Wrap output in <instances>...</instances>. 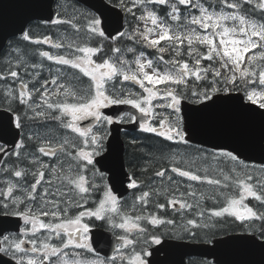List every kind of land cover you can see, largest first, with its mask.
<instances>
[{
  "label": "snow or ice",
  "instance_id": "obj_1",
  "mask_svg": "<svg viewBox=\"0 0 264 264\" xmlns=\"http://www.w3.org/2000/svg\"><path fill=\"white\" fill-rule=\"evenodd\" d=\"M130 3L128 7L125 0H120V6L133 16L137 26L127 32L118 31L116 37H106L97 28L100 21L87 13L50 20L53 25L70 26L73 36L67 40L34 38L24 32L25 41L63 50L38 51L42 60L59 66L55 73L50 69L49 78L41 79L37 71L43 67L42 63L28 64L22 58L0 71L9 109L12 110L13 101L26 109L23 117L19 114L14 117L15 128L22 129L23 120L27 119L34 123L43 121V127H54L59 133L29 135L27 140L36 141L38 147L23 159L22 150L26 147L23 136L10 142L0 135V175L6 177L0 180V216L16 217L23 222L12 225L18 229L14 235L0 227V264H117L118 261L150 264L149 248L161 245L162 239L146 225L152 229L176 226L175 219L158 215L149 209L150 205L160 211L171 208L182 219L187 212L199 209L201 218L208 211L209 219L228 215L241 222H264V211L258 212L245 203L252 198L264 206V176L255 177L232 152L182 160L173 155L170 168L164 165L154 173L162 184L163 178L168 177V186L162 189L149 186L143 190V182L129 176L127 187L141 190L129 210H125L127 202L107 185L99 201H93L95 207L87 206L98 189L87 173L95 169L97 157L103 158L105 141L110 135L108 127L138 120L119 106H129L140 114L141 131L185 145L188 140L181 116L184 100L208 107L205 102L214 104L217 93L239 88L264 117V0H130ZM157 5L167 9L165 15L156 11ZM96 36L126 38L133 46L114 47L112 55L98 62L96 57L103 47L93 46L92 38ZM136 45L152 49L157 55L150 58L144 51H138ZM126 54L133 58L128 59ZM83 78L88 79L87 87L82 86ZM9 80L15 87L7 84ZM204 81L209 83L198 87ZM114 108L115 111L105 112ZM4 134L16 135L10 126L4 129ZM208 157L216 162L215 167L196 164L197 159L207 161ZM224 158L232 162L231 167L219 166ZM25 161L27 166L21 167ZM169 171L183 180L174 179L168 175ZM261 171L264 172V166ZM184 181L210 186V191L198 192L192 183ZM162 195L165 203L158 199ZM153 197L157 199L153 201ZM205 199L222 200L224 206L205 210L201 208ZM74 209L78 210L75 214ZM86 218L106 222L113 230L118 241L114 255L103 260L88 259L80 251L95 256L89 242L91 226ZM207 226L187 218L182 230L195 236L193 229ZM260 236L258 246L264 249V230ZM141 243L145 247L137 251Z\"/></svg>",
  "mask_w": 264,
  "mask_h": 264
},
{
  "label": "water",
  "instance_id": "obj_2",
  "mask_svg": "<svg viewBox=\"0 0 264 264\" xmlns=\"http://www.w3.org/2000/svg\"><path fill=\"white\" fill-rule=\"evenodd\" d=\"M95 12L101 19V28L106 36L113 37L123 27V13L105 0H76ZM54 0H0V52L9 38L22 34L27 25L35 20L50 21L53 17ZM217 96L219 99H217ZM209 105L192 104L182 101L181 115L183 127L189 143L213 150H226L237 154L239 159L255 164H264V117L256 106L246 103L240 93L217 94ZM138 117L136 123L110 126V135L106 142L103 158H96L99 170L107 175L110 187L120 197L128 193V174L124 165V143L121 130L134 131L139 128L140 114L129 106H119ZM115 111L106 109V113ZM12 115L0 110V135L8 141H17L19 131L14 128ZM10 126L15 137L4 134ZM2 142V141H0ZM7 220L9 223H4ZM19 223L12 217L0 216V227L16 231L12 225ZM100 232L93 231V243L99 252L110 255L118 245L116 238L111 237L107 252L95 244ZM254 235L239 234L217 238L211 244H189L164 241L154 248L150 259L164 255L168 264H184L185 257L196 256L213 260L215 264H264V249L258 245ZM4 259H7L6 257Z\"/></svg>",
  "mask_w": 264,
  "mask_h": 264
},
{
  "label": "trees",
  "instance_id": "obj_3",
  "mask_svg": "<svg viewBox=\"0 0 264 264\" xmlns=\"http://www.w3.org/2000/svg\"><path fill=\"white\" fill-rule=\"evenodd\" d=\"M108 1L112 4L120 3V0H108ZM134 11L136 10L134 9ZM161 11L165 13L166 9L161 8ZM136 15H140V12L136 11ZM136 26H137V21L133 18V16L131 14L127 15L125 21V32L129 31L131 28H135ZM143 26H144L143 22H141L140 27L143 28ZM33 28L47 30L48 28H50V25L33 23L29 28L30 34ZM39 33H43V31H40ZM94 38L92 39L93 46L103 47V52L98 56L99 61L107 57L108 55H112L111 49L114 47H120L121 49H126L127 47L133 46L132 42L127 40L126 38L113 40V41H109L106 39H98L97 37ZM21 42L24 43L22 45L23 47L22 46L20 47L23 49L24 56H28V57L31 56L33 50L36 47H32L31 46L32 43L28 41L24 40ZM135 47L137 48L138 51L142 50L150 55L151 54L154 56L157 55V53L152 49L143 48L141 45H136ZM131 56L132 55H130V57ZM166 58L168 57L166 56ZM208 83L209 81L200 82L198 87L202 88ZM220 87L223 88V84H221ZM233 91H241V90L237 88V89H233ZM16 105L17 104H15V106ZM123 139L125 141V146H126L124 157H125L127 170L132 176H134L139 181L143 182L144 186L150 184L152 186L156 185L155 183L157 180L154 173L164 165H167L168 167L170 166L171 163L169 161L170 158L173 156L172 153L176 148H178L180 152L186 151L185 153L187 156L189 155L188 151H194L196 156L198 155L197 152H201L204 156L207 155L204 150L197 149L188 145L178 144L177 146H172V144L169 143L167 140H164L162 137H158L152 133H143V132L125 133ZM133 140L135 142H133ZM210 162H212L211 157H210ZM144 169H147V171H144ZM213 205L211 206L215 207ZM151 207L153 208V206ZM166 218H171V216L169 214H166ZM222 219L223 218L214 217V221H212L211 227L209 228V231L206 232V234H209V236L221 234L223 232L222 230L225 228L223 226L224 221ZM260 224H264V222L260 221ZM244 229H246V227H243V230ZM168 233L170 232L168 231ZM255 233L260 235L261 230L259 229L255 231Z\"/></svg>",
  "mask_w": 264,
  "mask_h": 264
},
{
  "label": "rangeland",
  "instance_id": "obj_4",
  "mask_svg": "<svg viewBox=\"0 0 264 264\" xmlns=\"http://www.w3.org/2000/svg\"><path fill=\"white\" fill-rule=\"evenodd\" d=\"M130 2V0H129ZM128 7H131L128 6ZM57 14L60 16L61 19H70L72 18L73 16H76V17H79L81 15V13H87L88 16L90 17H94L90 12L78 7V6H73L70 2L68 1H62V3H60V5L57 7V10H56ZM95 18V17H94ZM97 19V18H95ZM81 23L83 24L84 21H81ZM98 30H100L99 28V25L97 26ZM55 29L58 30V31H53L54 34H51V35H48L49 37H51L54 41L56 40H67L68 38H72L73 36V30L70 28V26H64V27H60V26H55ZM59 31H65L67 32V34H60L58 33ZM71 33V34H70ZM49 46V45H47ZM51 51L53 53H56L58 52L59 50L57 49H54V48H51ZM61 51V50H60ZM63 51V50H62ZM61 51V52H62ZM128 58V57H127ZM133 58V57H132ZM132 58H128V59H132ZM6 61H8L10 64L12 65H15L16 63L19 62V59H13V56H9V57H6ZM26 61V60H25ZM57 67L54 68V70H51L53 71V73H55V70H56ZM47 71H50V70H46L45 73ZM42 75V73L40 72V76ZM44 77H45V74H44ZM47 78H49V74H47ZM86 82L87 84L89 83L88 82V79L86 78ZM39 86V85H37ZM139 90V89H137ZM244 94V92H243ZM245 95V94H244ZM47 128V127H46ZM45 130V129H43ZM181 154H183V156H181ZM180 155L176 156L178 160H182V159H193V158H197V157H200V156H204L203 154L201 153H198V155L196 156L195 153H193L191 156H187L185 152L181 153ZM218 154V153H217ZM196 164L200 167H209V166H212V167H215L216 166V162L215 161H212L211 163H208V160L207 161H204V160H200V159H197L196 160ZM225 164H227L228 167H231L232 166V162L230 161H227L226 158H224V160L220 163V167H224ZM248 166V170L255 176V177H262L264 176V172L261 171V167H257V166H252V165H248V164H245ZM90 179L94 180V182L98 185V187H104L105 185H107L106 183V180H103L102 178V175L100 173L98 174H95V175H90L89 176ZM195 186V185H194ZM210 191V187L209 188H203L201 189L200 191ZM199 192V190H198ZM102 197V196H101ZM100 197V198H101ZM219 200H217L218 202ZM255 201V200H254ZM255 203H257V201H255ZM259 207L261 208L262 211H264V206L262 205H259ZM209 216H210V213L209 212H206L205 216L203 218H198L199 220H197L199 223H203V224H212L211 222L213 221L212 219H209ZM209 226V225H208Z\"/></svg>",
  "mask_w": 264,
  "mask_h": 264
},
{
  "label": "flooded vegetation",
  "instance_id": "obj_5",
  "mask_svg": "<svg viewBox=\"0 0 264 264\" xmlns=\"http://www.w3.org/2000/svg\"><path fill=\"white\" fill-rule=\"evenodd\" d=\"M1 99L5 101L3 95L1 96ZM36 126H37L36 128H29V127H28L27 134H28V135H33V134H36V133H40L41 135H47V134H50V133H52V134H56V133H54V130H55V129H54L53 127H48V128H46V127H43L42 125H36ZM41 126H42V127H41ZM43 129H45V130H43ZM25 141H26V147L22 150V156H21V159H23V158H24V155L27 154V153H34L35 150H36V148L38 147L36 141H28L27 138L25 139ZM37 155H38V153H37ZM29 158H30V157H29ZM43 159H44L46 162L48 161V158H46V157L43 158ZM12 160H15V157H12ZM24 166H27V162H26V161H25L24 164L21 165V167H24ZM0 176H2V175H0ZM27 179H28L29 182H30V180L32 181L31 176L27 177ZM0 180H3V178L1 177ZM146 190H148V189H146ZM16 194H17V195H20L19 192H17ZM96 199H97V191L94 193V196H93V200H92V202H91V203L89 202L87 206H88V207H95V204L93 203V201H96ZM76 211H78V210H77V209H74V210H73V214H75ZM86 220H87V218H86ZM87 222L90 224V226H91V230H92V229H95V228H98V229H102V230H104V231H106V232H111L113 235H115L114 232H113V230L110 229L109 225H108L106 222L96 221V220H94V219H92V220H87ZM22 223H23V222H22ZM116 232H119V231L116 230ZM234 233H238V232H234ZM184 238H185V237H184ZM184 238H183V239H184ZM187 240H193V239L187 237V238H186V241H187ZM89 242H90V234H89ZM153 246H154V245H151L150 248H149V250H150ZM142 247H145V245H143V243L137 245V251H139L140 248H142ZM80 251L84 252V254L86 255V257H87L88 259H93V258H95V257H99L101 260L105 259V257L100 256V255L97 254L96 252H95V256H94L92 253H87L86 250H80ZM128 251H129V252L131 251V248H130V247H129ZM148 257H149V256H148ZM148 257H147V259H148ZM117 264H119V261L117 262ZM186 264H211V262H210V261H207V260H205V259L189 258V259H186Z\"/></svg>",
  "mask_w": 264,
  "mask_h": 264
},
{
  "label": "bare ground",
  "instance_id": "obj_6",
  "mask_svg": "<svg viewBox=\"0 0 264 264\" xmlns=\"http://www.w3.org/2000/svg\"><path fill=\"white\" fill-rule=\"evenodd\" d=\"M28 127L29 128H36L37 126H35V125H28ZM42 127V126H41ZM54 133H56V130H54ZM40 134V133H39ZM34 141V140H33ZM145 163V162H144ZM156 184V183H155ZM156 186V185H155ZM152 187H154V186H152ZM132 196H134V195H132ZM208 202H209V205H208V208L206 207V208H204L205 210H208V209H216V207L218 206V204H217V201H214V200H212V199H208ZM214 204V205H213ZM211 205H213V206H215V207H212ZM152 206V205H151ZM154 208V207H153ZM198 212H199V209H196L195 210V215H198ZM206 212H208V211H205V213ZM191 218H194L193 216H191ZM169 219H171V218H169ZM211 226H207V227H201V230H199V231H197L198 232V235H197V232H195L196 233V237H208L209 236V234H206V232H208L209 231V228H210ZM170 232V233H174L173 232V230H171V229H168L167 230V232ZM206 234V235H205Z\"/></svg>",
  "mask_w": 264,
  "mask_h": 264
}]
</instances>
